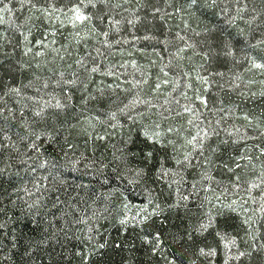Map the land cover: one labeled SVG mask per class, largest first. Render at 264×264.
Segmentation results:
<instances>
[{
	"label": "trees",
	"instance_id": "obj_1",
	"mask_svg": "<svg viewBox=\"0 0 264 264\" xmlns=\"http://www.w3.org/2000/svg\"><path fill=\"white\" fill-rule=\"evenodd\" d=\"M9 7L0 13V264H85V255L87 264H264L254 212L264 192L227 207L264 179V73L250 62L264 59V45L250 47L264 40V0H110L87 10L94 19L79 36L62 15ZM183 105L216 131L202 153L187 142L198 129ZM156 125L158 144L144 136Z\"/></svg>",
	"mask_w": 264,
	"mask_h": 264
},
{
	"label": "snow or ice",
	"instance_id": "obj_2",
	"mask_svg": "<svg viewBox=\"0 0 264 264\" xmlns=\"http://www.w3.org/2000/svg\"><path fill=\"white\" fill-rule=\"evenodd\" d=\"M20 4L22 6L26 5V6H30L31 9H34L36 12L40 13L41 15H43L46 19L49 20H60L61 19V15L67 20V23L70 24L74 29H77L76 31V35L79 36L80 35V27H89L92 24V21L94 19V15L90 12H88L87 10L89 8L95 9L98 7L99 4H104V5H108L110 3V0H72L71 2V6L67 7V8H60L57 7L54 3H52V0H45V2L43 4H38L35 3L34 0H19ZM213 2H215V0H213ZM11 3V0H0V13H11L13 11L12 8L9 7V4ZM186 3L188 5L189 8H192L193 6L198 4V0H186ZM159 9H154V13L155 12H159ZM179 11V10H177ZM60 14V15H57ZM103 17H101L102 19ZM4 22V17L3 15H0V23ZM64 21L61 20V24L63 25ZM129 23H131V21H129ZM92 31L95 32L96 29L93 27ZM221 31H224L223 28H221ZM23 35V33H22ZM100 35L107 37L108 33L107 32H101ZM25 40L28 39V37L25 35L24 36ZM38 44H43V41H38ZM259 45H264V40L258 41L256 45H250V47H257ZM44 47H47L46 44H43ZM225 49H226V54H230V50L228 49V45L227 43L224 45ZM32 51L31 48H28L27 51H25V55H28V53H30ZM179 51H183V49H178ZM37 56L43 55L42 52H37L36 53ZM250 62H251V67L257 70H260L262 73H264V59H258L255 56H252L250 58ZM91 71L95 72L98 71L97 67H93L91 69ZM167 74V73H166ZM206 82V81H205ZM69 83H73V81H69ZM140 83V82H138ZM157 88H159V85H157ZM11 92H15L17 94H20V89L17 87H13L10 89ZM201 99V103L206 104V100H204L203 98ZM46 103H50V102H46ZM139 103L138 100H134L133 104ZM147 103V102H145ZM55 107L57 108H63L65 107V105L61 104L60 101H57L55 104ZM183 111L188 113L191 117H193V119L189 120L190 124H195V126L197 127V132L195 135H193L191 137V139H189L187 142L189 145H191L194 149H198L201 151L203 150V146H204V142L206 139H209L212 135L216 134L215 129L211 128V122H209V126L208 127H201V124H203L204 122L202 120H199V113L198 111L194 110L193 107L191 105H183ZM0 114H2V110H0ZM41 113H37V115H40ZM114 118V115H113ZM245 119H249L247 116L245 117ZM199 120V122H197ZM159 129V125H156L155 127H146L144 129V136L146 139H148L149 141L153 142V143H161V136L162 133L158 130ZM168 132H172L173 129L169 128L167 130ZM261 135H264V133H261ZM33 147H35V145H33ZM260 153L261 155H264V149H260ZM149 156L151 155V153L148 154ZM240 159H245V160H251V157L249 156H242L240 157ZM187 162V161H186ZM241 165L239 164V162L236 163V167L239 168ZM261 176L264 177V173H261ZM237 181L239 180V177L236 178ZM235 188L237 189V191L239 192V185H235ZM253 189H261L262 192H264V179L261 180V182L259 184H252L249 186V188L244 189V195L241 196L239 199H233L229 202V204L227 205V207L233 211H237L238 207L242 208L243 204H247L248 201L251 199L253 200V202H255V199L251 196V192ZM185 199H187V197H185ZM220 197H217V200H219ZM242 201V203H241ZM260 201L261 203L259 204V207L254 209V212L258 213L261 217V219H264V195H261L260 197ZM32 205H29V207H31ZM237 206V207H234ZM245 212H247V209H244ZM144 219H147V217H145ZM141 223L143 221H140ZM122 223H126V221H122ZM244 223L246 225L249 226V228H253L254 227V221L252 219L251 216H246V218L244 219ZM212 226V219L209 216V219L207 221V223H201L199 225V228L197 229V231H205L207 230L208 227ZM5 227L4 224L0 223V229H3ZM253 240V243L255 244V237L252 236L250 237ZM154 239L156 240V245L153 249V251L156 250V248L159 247V243H160V238H159V234H157ZM146 241H148V238H145ZM150 242V241H148ZM231 244L235 245V239H232L230 241ZM226 247L228 246L227 244L225 245ZM98 247H104L103 244L98 245ZM261 247H264V245H261ZM201 254L205 255V256H212L215 255L214 251H205L204 249H201ZM245 253L243 252H237L234 256H230V259H239L240 257H242ZM85 264H87V257L85 255ZM169 264H174L173 261H169ZM225 264H227V261H225Z\"/></svg>",
	"mask_w": 264,
	"mask_h": 264
}]
</instances>
